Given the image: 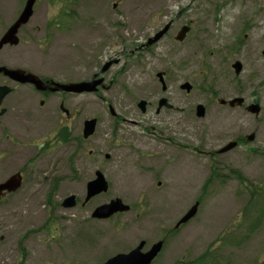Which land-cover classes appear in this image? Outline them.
Returning a JSON list of instances; mask_svg holds the SVG:
<instances>
[{
    "label": "rangeland",
    "instance_id": "374dc122",
    "mask_svg": "<svg viewBox=\"0 0 264 264\" xmlns=\"http://www.w3.org/2000/svg\"><path fill=\"white\" fill-rule=\"evenodd\" d=\"M59 13L68 25L51 29L33 47L37 69L55 78L89 79L112 62L104 87L70 97L71 127L95 117V133L84 146L111 158L97 165L82 160L72 170L67 154H35L23 187L0 205L6 232L0 260L101 264L140 240L151 245L163 237L152 264L189 261L208 248L218 264H263L264 213L260 217L254 195L264 192V0H54L48 16ZM170 20V30L146 46ZM183 25L190 30L179 42L174 36ZM234 61L242 65L239 75ZM184 82L191 84L188 93L180 88ZM162 97L172 109L157 110ZM234 97L244 104L218 103ZM251 102L260 105L256 115L245 109ZM198 104L205 107L203 117L195 115ZM20 129L10 124L13 135ZM232 141L239 143L213 154ZM96 168L109 188L81 207L85 181ZM10 173L0 170V179ZM69 194L80 200L64 209L60 202ZM115 197L132 209L109 219L90 217L95 206ZM195 202V216L174 229Z\"/></svg>",
    "mask_w": 264,
    "mask_h": 264
},
{
    "label": "flooded vegetation",
    "instance_id": "af4514ba",
    "mask_svg": "<svg viewBox=\"0 0 264 264\" xmlns=\"http://www.w3.org/2000/svg\"><path fill=\"white\" fill-rule=\"evenodd\" d=\"M27 2L28 0H0V170L12 172L2 177L0 179V184L8 180L12 175L19 174L22 178L21 186L18 190L15 192H5L4 195L0 196V205L5 199L10 197V195L16 193L23 187L28 178V171H30V168L32 169L36 163L34 161V155L37 153L67 154L69 156L67 161L65 158V161L67 162V167H70L72 170H74L76 164H79L82 160H88L91 165H97V163L102 160L108 161L111 158V153L109 152H103L94 148H86L84 146L96 130L95 126L93 134L87 138L84 137V122L87 119H85L82 124L75 126V128L71 127L74 113L71 110L70 97L71 94L82 93L67 92L61 88L59 89L58 86L53 84V82H55L65 85L101 78L102 82L94 91L96 92L100 87H104L103 74L109 69V67L104 72H101L100 69L99 72L93 73L89 79L75 80L71 79L67 73L63 74L60 78H55L50 76L49 73L39 71L37 69L38 63L36 56L32 53L33 47L35 46V48H38L40 41H46L48 37H50L51 29H54L56 20L59 24L68 25V18L65 15L61 16L60 13L58 15L61 16V20L56 19V15L54 14H52L51 17L48 16L49 9L54 7V0H35L31 7L28 19L24 23L19 24L12 36L13 39H17V43L13 44L10 41H4V39H7L6 35L9 30L22 16ZM8 70L11 72L19 70L20 75H17V73H8ZM27 73L38 77L43 82L42 85L38 86L35 83L23 81L24 78L22 76ZM165 90L162 89V91ZM167 103L171 106L166 107L163 105L161 107L169 110L172 109L173 105L168 101ZM161 107L157 106V110ZM112 115L114 116V113ZM91 118L95 117H90L88 119ZM13 123L21 125V129L15 135H13L10 130V124ZM157 138L159 139V137ZM235 142L236 145L239 143L237 141ZM224 146L214 151L213 154L226 153L227 151L219 152ZM13 159L18 160V162L11 163ZM96 171L102 173L109 188V183L104 173L99 168H96L93 172V177L85 181V191L83 198L80 201L81 207L87 206L95 196L104 193L101 192L86 200L87 183L96 177ZM157 185H160V182H158ZM70 195L75 196V205L72 207L62 206L64 199ZM79 200L80 199L76 194H69L62 199L60 206L64 209H71L79 203ZM123 203L129 206V210L126 212H116L109 218L114 215L125 214L132 209L130 204L125 203L124 201ZM97 206L90 211V217L95 220H103L92 217V212ZM177 223L175 224L174 229L181 226V224L177 226ZM4 226V213H0V243L5 242L6 240V232L3 231ZM158 241L162 242L161 249L158 252L159 254L164 247L166 239L162 237L156 242ZM140 242H144L141 248L142 251L148 250L154 243H156L154 242L151 245H147L145 240H140L137 245ZM137 245L128 249L126 252H129ZM157 255L154 257L151 264L156 260ZM181 262L182 260H178L173 264H180ZM0 264H4L2 260H0Z\"/></svg>",
    "mask_w": 264,
    "mask_h": 264
},
{
    "label": "water",
    "instance_id": "95a60500",
    "mask_svg": "<svg viewBox=\"0 0 264 264\" xmlns=\"http://www.w3.org/2000/svg\"><path fill=\"white\" fill-rule=\"evenodd\" d=\"M35 0H28L22 16L20 19L17 21V23L9 30L7 36V39H4V41L8 42L10 41L13 44L17 43V39H13V35L16 31V28L19 26V24L24 23L31 12V7L33 5ZM180 15V12L177 13L176 18ZM172 20L168 21L161 29H159L157 32H155L151 37H149L146 41V45H152L159 41L170 29ZM190 30L189 25H183L180 27V29L177 31L176 35L174 36V39L177 41H182L188 31ZM112 62L109 61L103 65L101 68V72H104L109 65ZM231 67L234 70V73L236 75H239L240 72L242 71V65L239 61H234V63L231 64ZM8 73H17V75H20L19 70L17 71H9ZM156 76L158 78V81L161 84V88L163 90L166 89V83L164 80V73L163 72H157ZM24 79L23 81H29L32 83H35L38 86L42 85V81L32 75V74H23L22 76ZM102 79H92L89 81H82L79 83H70V84H58L53 82L54 85L58 86L59 89H63L67 92H73V93H90L94 92L97 89V86L101 84ZM181 89H184L185 91L189 92L191 90V84L189 82H184L180 85ZM219 103L221 105H228L231 108L234 107H240L244 104V98L243 97H234L228 100L225 99H220ZM145 104L146 102L144 100H141L138 103V107L141 109V111L145 110ZM166 106L170 107L171 105L167 103L166 98H160L158 101V107L161 106ZM246 111L252 114H258L260 112V105L258 103H250L246 105ZM196 116L197 117H203L205 114V108L202 104L196 105ZM96 126V119L91 118L87 119L84 122V130H83V135L85 138L89 137L90 135L93 134ZM253 134H250L247 136V140H252ZM236 142L232 141L226 144L223 148L219 150V152H226L233 147H235ZM96 177L89 181L86 186V200L90 199L92 196L99 194L101 192H105L108 189V184L106 180L104 179V176L100 171H96ZM21 176L19 174L12 175L11 177L8 178L5 182L0 184V196L4 195L5 192H15L18 190L21 186ZM76 203L75 201V196L70 195L64 199L62 202V206L64 207H72ZM197 206L198 203L195 202L189 209L188 211L179 219L177 226L180 224H184L188 222L190 219H192L196 212H197ZM129 210V206L127 204H124L123 201L120 198H114L111 199L109 202L104 203L102 205L97 206L94 211L92 212V217L98 218V219H105L109 218L111 215H113L116 212H126ZM144 242H140L135 248L131 249L129 252L126 253H117L111 257H109L105 262L102 264H150L154 257L158 254V252L161 249L162 242L158 241L154 243L148 250L142 251L141 248L143 246Z\"/></svg>",
    "mask_w": 264,
    "mask_h": 264
},
{
    "label": "trees",
    "instance_id": "16d2710c",
    "mask_svg": "<svg viewBox=\"0 0 264 264\" xmlns=\"http://www.w3.org/2000/svg\"><path fill=\"white\" fill-rule=\"evenodd\" d=\"M61 16L58 15L56 19L61 20L62 19ZM54 26H55L54 27L55 30H62V29H65L66 25L59 24V22L56 20ZM240 181L242 182L241 178H240ZM263 193L264 192L257 191V193L254 195V196H257L256 198L259 200V204H261V208L259 209V211L261 212L260 217L262 216V213H264L263 212L264 211V194ZM256 224H257V221H254L252 224V227L255 226ZM252 227H250V229H252ZM180 264H218V262L212 250L208 248L196 258L189 260V261H182Z\"/></svg>",
    "mask_w": 264,
    "mask_h": 264
}]
</instances>
